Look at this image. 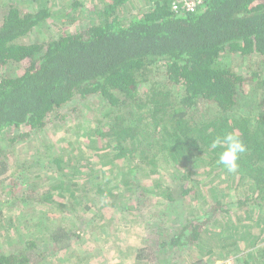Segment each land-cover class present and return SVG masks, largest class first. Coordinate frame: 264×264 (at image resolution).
<instances>
[{
    "label": "trees",
    "instance_id": "obj_1",
    "mask_svg": "<svg viewBox=\"0 0 264 264\" xmlns=\"http://www.w3.org/2000/svg\"><path fill=\"white\" fill-rule=\"evenodd\" d=\"M92 1L91 24L45 42L26 40L53 18L50 7L39 4L23 10L12 4L1 16L0 67L22 69L0 77V136L15 146L41 135L50 123L58 125L66 106L74 104L72 112L78 114L89 102L96 103L97 126L84 133L85 147L104 169L108 166L94 181H102V187L96 186L105 193L103 199L110 195L112 207H117L121 198L136 190L139 167L172 171L183 198L190 196L194 190L183 182L189 181L193 169L204 166L201 163H217L212 169L224 172L218 164L223 149H210L211 141L235 133L247 151L238 161V172L226 174L252 189L245 199H236L237 214L251 213L243 205L250 200L264 214V0H206L195 13L185 15L160 0H147L139 13L130 7L139 0ZM70 2L72 12L89 13L80 10L84 1ZM253 57L258 62L239 73L234 61ZM250 95L260 100L256 118L243 112ZM68 144L76 153L84 142ZM52 149L49 146L33 160L47 159L59 185L72 187L79 178L69 169L78 171V155L59 156ZM3 155L0 150V175L7 172ZM75 162L77 168L71 167ZM109 173L114 176L108 184ZM172 188L167 187V194ZM214 198L216 207H207L206 219L215 229L223 227L215 237L217 246L209 247L214 256L222 258L221 250L234 255L238 249H230L233 244L258 246L264 238V215L254 227L240 225L238 215L219 225L231 210L225 209L220 195ZM56 227L51 229L53 245L63 237L72 238L67 229ZM170 238V246L192 249L206 239L197 224L185 225ZM27 259V254H0V264H23Z\"/></svg>",
    "mask_w": 264,
    "mask_h": 264
},
{
    "label": "rangeland",
    "instance_id": "obj_2",
    "mask_svg": "<svg viewBox=\"0 0 264 264\" xmlns=\"http://www.w3.org/2000/svg\"><path fill=\"white\" fill-rule=\"evenodd\" d=\"M80 1L85 2L80 10L89 9V13L72 12L74 8L70 0H0V19L12 4L23 10H34L39 4L50 7L53 18L26 40L28 44L45 42L61 34L80 31L91 24L93 1ZM146 5L147 0H139L130 7H135L139 13ZM251 60L234 61L239 65L237 71L245 74L249 64L258 62L256 57ZM20 69L21 66L0 67V77ZM256 97L247 96L243 102V112L247 113V117L258 116L260 100ZM74 106L64 108V116H61L58 125L50 123L41 135L34 134L15 146L0 136V150L4 152L3 159L7 165V172L0 175V254L15 257L27 254L29 259L23 264H264V238L258 246H248L247 242L233 244L230 249H238L237 252L226 256V251L221 250L218 253L224 254L218 255L222 258L214 256V250L209 248L217 246L215 237L221 235L219 231L223 228L215 229L213 222L206 219L207 207H216L214 197L220 195L225 209L231 210L224 222L219 224L224 226V223H231L229 219L232 215H238L240 207L236 199L243 200L252 192L250 185L230 178L225 169L224 172L212 169L217 163L210 165L206 161L201 163L204 166L191 171L189 181L183 183L194 191L184 198L172 171L139 167L136 169V177H139L138 181L135 178L136 190L121 198L117 207H112L111 196L103 199L105 193L97 188L102 187V181H94L98 176L103 177L101 171H106L108 166L104 169L98 159L87 154L85 147L87 140L84 133L89 129L95 130V112L99 107L89 102L82 107V112L76 114L72 112ZM76 141L84 142V145L72 153L73 148L68 143ZM49 146L59 156L78 155V171L69 169L70 175L74 173L79 178L72 187L59 185L58 176L49 169L47 159L41 162L33 160L37 153L48 152ZM71 167H76V162ZM112 175L106 174L108 184ZM170 185H173L172 192L167 194ZM199 185L202 190L197 187ZM85 188L91 189L86 191ZM212 188L218 193H213ZM243 205L249 207L251 213L241 212L237 216L240 225L254 227V221L262 219L264 214L253 200L245 201ZM221 207L222 204H219L218 209ZM189 224L201 225L205 244L202 242L195 249L170 246V237ZM56 226L67 229L66 233H70L72 238L63 237L53 245L51 229H57ZM163 242L166 243L164 247L161 246Z\"/></svg>",
    "mask_w": 264,
    "mask_h": 264
},
{
    "label": "clouds",
    "instance_id": "obj_3",
    "mask_svg": "<svg viewBox=\"0 0 264 264\" xmlns=\"http://www.w3.org/2000/svg\"><path fill=\"white\" fill-rule=\"evenodd\" d=\"M210 149L222 148L219 153L218 164L222 165L228 173L235 174L239 170V159L247 151L243 140L235 133H227L222 137H216L209 145Z\"/></svg>",
    "mask_w": 264,
    "mask_h": 264
},
{
    "label": "built area",
    "instance_id": "obj_4",
    "mask_svg": "<svg viewBox=\"0 0 264 264\" xmlns=\"http://www.w3.org/2000/svg\"><path fill=\"white\" fill-rule=\"evenodd\" d=\"M170 4L171 9L179 14H193L199 10L206 2V0H160Z\"/></svg>",
    "mask_w": 264,
    "mask_h": 264
}]
</instances>
